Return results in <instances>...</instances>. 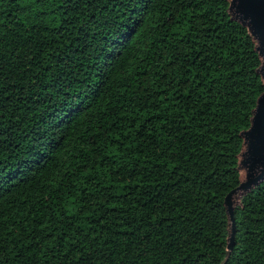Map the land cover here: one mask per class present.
<instances>
[{
    "label": "trees",
    "instance_id": "16d2710c",
    "mask_svg": "<svg viewBox=\"0 0 264 264\" xmlns=\"http://www.w3.org/2000/svg\"><path fill=\"white\" fill-rule=\"evenodd\" d=\"M232 1L0 0V264H264Z\"/></svg>",
    "mask_w": 264,
    "mask_h": 264
},
{
    "label": "water",
    "instance_id": "95a60500",
    "mask_svg": "<svg viewBox=\"0 0 264 264\" xmlns=\"http://www.w3.org/2000/svg\"><path fill=\"white\" fill-rule=\"evenodd\" d=\"M232 6L241 20L247 22L259 41L258 48L264 58V0H233ZM264 76V61L262 65ZM248 143L247 155L242 166L247 168V179L237 189H244L264 178V93L257 100L254 117L250 129L245 133ZM236 190V189H235ZM231 191L227 196L228 209L231 211ZM231 244L228 245L229 254Z\"/></svg>",
    "mask_w": 264,
    "mask_h": 264
}]
</instances>
